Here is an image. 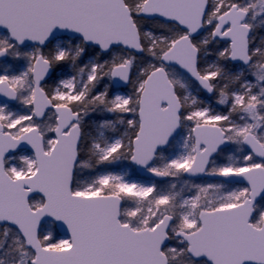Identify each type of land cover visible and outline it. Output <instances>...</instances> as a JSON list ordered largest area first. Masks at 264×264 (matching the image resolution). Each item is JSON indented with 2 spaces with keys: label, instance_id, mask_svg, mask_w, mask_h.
Returning a JSON list of instances; mask_svg holds the SVG:
<instances>
[{
  "label": "snow or ice",
  "instance_id": "snow-or-ice-1",
  "mask_svg": "<svg viewBox=\"0 0 264 264\" xmlns=\"http://www.w3.org/2000/svg\"><path fill=\"white\" fill-rule=\"evenodd\" d=\"M0 264H264V0H0Z\"/></svg>",
  "mask_w": 264,
  "mask_h": 264
},
{
  "label": "rangeland",
  "instance_id": "rangeland-1",
  "mask_svg": "<svg viewBox=\"0 0 264 264\" xmlns=\"http://www.w3.org/2000/svg\"><path fill=\"white\" fill-rule=\"evenodd\" d=\"M117 170H119V169H117ZM158 183H162V181H159V180H156Z\"/></svg>",
  "mask_w": 264,
  "mask_h": 264
},
{
  "label": "water",
  "instance_id": "water-1",
  "mask_svg": "<svg viewBox=\"0 0 264 264\" xmlns=\"http://www.w3.org/2000/svg\"><path fill=\"white\" fill-rule=\"evenodd\" d=\"M156 179H159L160 180V178H156Z\"/></svg>",
  "mask_w": 264,
  "mask_h": 264
}]
</instances>
